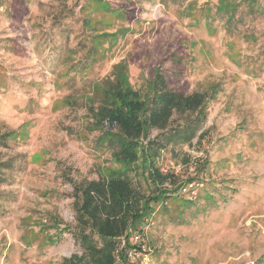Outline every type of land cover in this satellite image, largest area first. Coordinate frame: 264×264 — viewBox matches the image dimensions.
<instances>
[{
  "label": "rangeland",
  "instance_id": "obj_1",
  "mask_svg": "<svg viewBox=\"0 0 264 264\" xmlns=\"http://www.w3.org/2000/svg\"><path fill=\"white\" fill-rule=\"evenodd\" d=\"M83 1L0 0V68L9 82L0 92V134L29 124L27 140L0 148V162L28 163L25 172L7 174L9 182L0 185V264H65L64 257L82 253L67 230L75 226V211L60 166L74 178L98 179L100 169L111 164L108 148L92 146L98 132L83 133L91 121L85 97L122 59L136 88L162 60L171 85L186 92L205 89L213 80L222 86L210 105L206 137L161 157L165 168L170 162L185 165L187 154H207L204 178L212 184L197 188L200 206L188 211L186 223L161 211L148 220L154 263L264 264V61L259 55L264 18L247 19L240 27L257 40L248 42L237 33L232 42L234 36L228 37L219 21L195 22L189 5L195 0H105L114 9L126 6L128 14L111 19L99 12V30L125 31L94 70L61 78L82 30L76 18ZM64 6L74 8L76 18L57 22ZM192 41L197 44L191 50L187 42ZM69 98L71 103L62 101ZM41 151L47 152L45 160L32 162ZM207 191L216 204L204 202ZM51 216L64 228L55 243L45 242L46 234H58Z\"/></svg>",
  "mask_w": 264,
  "mask_h": 264
},
{
  "label": "trees",
  "instance_id": "obj_2",
  "mask_svg": "<svg viewBox=\"0 0 264 264\" xmlns=\"http://www.w3.org/2000/svg\"><path fill=\"white\" fill-rule=\"evenodd\" d=\"M163 1L168 4L170 0ZM198 1L189 4L198 25L204 22L212 26L219 21L225 34L234 36L229 41L237 39V33L248 42L257 40V36L240 27L247 19L264 18V0H206L201 4ZM78 6L80 19L76 18L74 8L66 6L57 15V22L63 18H76L82 25L79 40L70 49L66 62L69 65L60 74L61 78L74 79L72 73L79 75L94 70L117 43L118 35L125 31L123 28L116 32L99 30L98 13L100 17L110 16L111 19L126 17V6L119 5L114 9L105 0H84ZM187 44L192 50L197 42ZM78 53L81 55L77 56ZM259 55L264 61V45ZM173 57L180 60V56ZM253 63L254 68L256 63ZM7 77L0 68L2 93L8 87ZM221 89V83L216 80L207 83L205 89L192 92L171 85L164 60L153 68L139 88L131 81L127 59L114 63L108 76L93 83L91 93L85 97L91 121L85 124L83 133L98 132L92 146L94 149L108 148L111 164L100 169L98 179L74 178L60 166L62 177L72 187L70 197L75 211V226L67 230L82 248L81 254L75 252L64 257L63 263L128 264L127 251L132 247L134 233L141 231L158 211L180 224L187 222L188 211L200 205L198 194L197 198H186L181 189L195 181L212 184L204 178L209 167L208 156L204 153L192 158L187 154L184 170L178 174L160 166V160L166 151L175 154L177 146H191L195 138L201 142L206 137L204 126L210 115V105ZM62 101L71 103V98ZM28 137L29 124L23 123L0 134V148ZM46 153L36 152L30 160L34 163L45 160ZM16 163L12 160L0 162V185L9 182L7 174L26 171L28 163ZM204 195L206 204H216L210 191ZM50 220L58 234L57 238L46 234L45 242L55 243L64 228H60L61 220L55 216Z\"/></svg>",
  "mask_w": 264,
  "mask_h": 264
},
{
  "label": "built area",
  "instance_id": "obj_3",
  "mask_svg": "<svg viewBox=\"0 0 264 264\" xmlns=\"http://www.w3.org/2000/svg\"><path fill=\"white\" fill-rule=\"evenodd\" d=\"M168 169L178 174L183 171L184 166L180 163L170 162ZM194 169V167L190 168L191 171H194ZM200 186H203V183L195 181L184 185L181 190L189 196L196 197L197 188ZM146 224L142 226L141 231L135 232L132 237V247L127 251L128 264H155L153 260V251L147 239L148 230ZM117 259L119 262V255Z\"/></svg>",
  "mask_w": 264,
  "mask_h": 264
}]
</instances>
